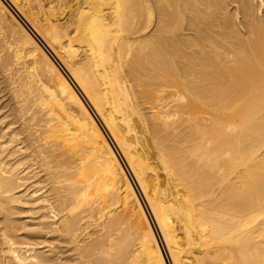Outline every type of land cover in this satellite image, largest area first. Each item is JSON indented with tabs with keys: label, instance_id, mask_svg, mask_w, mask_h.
Wrapping results in <instances>:
<instances>
[{
	"label": "bare ground",
	"instance_id": "obj_1",
	"mask_svg": "<svg viewBox=\"0 0 264 264\" xmlns=\"http://www.w3.org/2000/svg\"><path fill=\"white\" fill-rule=\"evenodd\" d=\"M6 1L0 264H264V0Z\"/></svg>",
	"mask_w": 264,
	"mask_h": 264
},
{
	"label": "rangeland",
	"instance_id": "obj_2",
	"mask_svg": "<svg viewBox=\"0 0 264 264\" xmlns=\"http://www.w3.org/2000/svg\"><path fill=\"white\" fill-rule=\"evenodd\" d=\"M4 2H6V5L8 6V8L12 11L13 9H12V7H11V5L10 4H8L7 3V1L6 0H3ZM252 2H253V4H257L256 5V7L260 4V2H261V0H251ZM260 1V2H259ZM256 2H258V3H256ZM235 5H237V4H232L231 6L232 7H230V10L235 6ZM14 14H16L15 13V11L13 10L12 11ZM258 15L257 16H263L264 17V11H261V10H259V12L257 13ZM5 21H6V25H5V21H3V23H2V25H0V34H2V36H0V42H2L3 43V40L5 39L4 37H6L7 35V37L9 38V37H11L12 35H15L16 34V32L17 31H15L16 30V28H15V26L12 24V22L10 21V19H4ZM63 20H65V19H63ZM63 20H61V22L63 21ZM7 22H8V24H7ZM9 22H11L10 24H9ZM9 25H11V26H13L14 28L12 29H10V27L11 26H9ZM7 28H6V27ZM9 27V28H8ZM10 29V30H9ZM5 30H6V32H5ZM8 30V31H7ZM11 30H13V31H15L14 33L11 31ZM11 31V32H10ZM8 32V33H7ZM11 33V34H10ZM13 33V34H12ZM7 34V35H6ZM11 36H10V35ZM1 43V44H2ZM3 45V44H2ZM10 98V97H9ZM7 99L6 101H4L5 103L7 102V101H10L11 99ZM4 103V104H5ZM7 103H9V102H7ZM10 103H13V102H11L10 101ZM3 104V105H4ZM98 121V120H97ZM99 122V121H98ZM100 123V122H99ZM100 126H101V124H100ZM103 126H101V128H102ZM104 128H102V130H103ZM103 133L105 134V132H104V130H103ZM106 134H107V132H106ZM106 137H107V139H108V141H109V143L112 145V146H114L113 148L116 150V152H118L117 154H119L120 153V150L118 149V147L116 146V144H114V142H113V144L111 143V141L110 140H112L111 138H110V136L109 135H105ZM109 137V138H108ZM119 158L121 159V162H122V164H123V167H124V169H125V171L126 170H128V171H126V173L127 174H129L128 176H129V178L131 179V181H132V183H134L133 185H134V187H135V189H136V191H138L137 193H138V195H139V198L142 200V203H143V205H144V207H145V209L147 210L146 212H147V215H148V217H149V219H150V221H151V223H153L152 225H153V227H154V229H156L155 230V232L157 233V237H158V239H159V241H160V243L162 242V238L160 237V233L158 232V229L156 228V225H155V223H154V220L152 219V215L150 214V210H149V208H148V205H147V202H146V199L144 198V196H143V194L140 192V189L138 188V185L136 184V180L134 179V176H133V174H132V172L130 171V169L128 168V165L126 164V161H125V159L123 158V156H122V154L120 153L119 155ZM121 156V157H120ZM127 166V167H126ZM142 196V197H141ZM144 200V201H143ZM18 214V215H17ZM17 214H15V216H17L16 218H19V220H23V222H24V224L22 225V223H21V227H22V229H25V230H27V229H30V228H34V227H36L34 224H33V222L35 221V220H32V216L34 215V214H32V212L31 213H29V212H24V213H17ZM14 216V217H15ZM153 221V222H152ZM18 222V221H17ZM20 222H22V221H20ZM20 222H19V224L18 225H20ZM32 224L34 225L33 227H31L32 226ZM24 225H26L27 226V228H25L26 226H24ZM30 225V226H29ZM24 226V227H23ZM21 232H23V230L21 231ZM159 234V235H158ZM82 240H85L86 238H87V235L85 236H83V237H80ZM163 243H161V246H162V248L164 247V244L162 245ZM163 251L165 252V254H167L168 255V253H167V251H166V248L164 249L163 248ZM66 254H67V256H68V252H65V253H63V254H61V257L59 258V261L57 262V260L58 259H55L56 260V262H52V264H57V263H59V264H79V262H77V261H74L75 263H73V260H67V261H65V262H63L65 259V257H67L66 256ZM63 257V258H62ZM69 257V256H68ZM61 259H63V260H61ZM67 259V258H66ZM49 264V263H48Z\"/></svg>",
	"mask_w": 264,
	"mask_h": 264
}]
</instances>
